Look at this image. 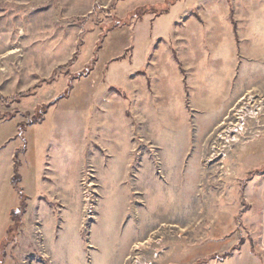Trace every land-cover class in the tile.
I'll use <instances>...</instances> for the list:
<instances>
[{
	"label": "rangeland",
	"instance_id": "obj_1",
	"mask_svg": "<svg viewBox=\"0 0 264 264\" xmlns=\"http://www.w3.org/2000/svg\"><path fill=\"white\" fill-rule=\"evenodd\" d=\"M0 264H264V0H0Z\"/></svg>",
	"mask_w": 264,
	"mask_h": 264
},
{
	"label": "built area",
	"instance_id": "obj_2",
	"mask_svg": "<svg viewBox=\"0 0 264 264\" xmlns=\"http://www.w3.org/2000/svg\"><path fill=\"white\" fill-rule=\"evenodd\" d=\"M87 172H89V171H87ZM88 174V179H89V177H90V173H87ZM84 212H85V215L87 216V221L89 220V219H91V213H93V210H92V204L90 203V201H89V199L88 200H86V203H85V210H84Z\"/></svg>",
	"mask_w": 264,
	"mask_h": 264
},
{
	"label": "trees",
	"instance_id": "obj_3",
	"mask_svg": "<svg viewBox=\"0 0 264 264\" xmlns=\"http://www.w3.org/2000/svg\"><path fill=\"white\" fill-rule=\"evenodd\" d=\"M164 12L166 13L167 11H164ZM145 13H146V14H147V13L149 14L150 12H145ZM113 90H114V89H113ZM115 90H116V89H115ZM44 109H45V108H44ZM15 173H16V172H15ZM16 176H17V175L15 174L14 179L16 178ZM21 197H23L22 194H21Z\"/></svg>",
	"mask_w": 264,
	"mask_h": 264
},
{
	"label": "crops",
	"instance_id": "obj_4",
	"mask_svg": "<svg viewBox=\"0 0 264 264\" xmlns=\"http://www.w3.org/2000/svg\"><path fill=\"white\" fill-rule=\"evenodd\" d=\"M44 184V183H43ZM22 191V190H21ZM24 197H25V195H24ZM22 205H23V203H22ZM24 205H25V203H24Z\"/></svg>",
	"mask_w": 264,
	"mask_h": 264
}]
</instances>
